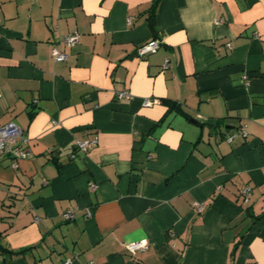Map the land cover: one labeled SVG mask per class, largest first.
Here are the masks:
<instances>
[{
  "label": "crops",
  "instance_id": "obj_1",
  "mask_svg": "<svg viewBox=\"0 0 264 264\" xmlns=\"http://www.w3.org/2000/svg\"><path fill=\"white\" fill-rule=\"evenodd\" d=\"M151 2L0 0V264H264V0Z\"/></svg>",
  "mask_w": 264,
  "mask_h": 264
},
{
  "label": "built area",
  "instance_id": "obj_2",
  "mask_svg": "<svg viewBox=\"0 0 264 264\" xmlns=\"http://www.w3.org/2000/svg\"><path fill=\"white\" fill-rule=\"evenodd\" d=\"M79 37H80L79 32L73 31L69 34L62 35L60 37V42L65 46H72L79 41ZM159 45H160V40L158 38H151L150 40L139 45L136 51L139 56H143L156 51ZM67 55L68 54L66 51L61 50L59 48L53 47L51 49V56L53 57V59L57 61L66 59ZM168 66H169V59L165 58L163 62V67H168ZM117 95L118 97L129 96V93L127 91H119ZM154 101L155 99L146 98L144 99L143 103L145 105H151ZM237 132L245 135V131L242 128L239 129ZM21 139H22V129L18 125H16L13 122H8L0 125V154L11 153L16 158H24L29 156L31 154V151L27 148H22L20 146ZM95 143H96V139L77 140L76 146L77 148L85 151L90 149ZM250 189L251 188L249 185L245 186V188L243 189L245 201H247L250 198V194H251ZM63 216L64 219H71L73 218V211L67 210ZM35 220L38 221V217H35ZM147 245H148L147 239L142 238L140 240L130 242L126 246L130 252L134 253L138 249L146 248ZM64 264H71V259L70 258L66 259Z\"/></svg>",
  "mask_w": 264,
  "mask_h": 264
},
{
  "label": "trees",
  "instance_id": "obj_3",
  "mask_svg": "<svg viewBox=\"0 0 264 264\" xmlns=\"http://www.w3.org/2000/svg\"><path fill=\"white\" fill-rule=\"evenodd\" d=\"M159 1L160 0H152L151 5H150V7H149V9L147 11L148 12L147 13V19L149 21V24L151 26V29L153 30V36L155 38L157 37V27H156V24H155V13H156V9H157V6H158ZM163 102H165L167 105H169V109L168 110H170V109H177V110H180L181 111V108H180L179 105H177V103H175L173 101L166 100V99H163ZM245 186L243 187V189L245 188ZM243 189H241V192L239 194V195H241V199L240 200L238 199V202H239L240 205H242L243 202L245 201V196H244V193H243ZM248 200L245 201V202H247V205H248ZM262 215H264V212H262L260 214H257L254 217H255V219H258ZM66 220H68V219H66ZM1 236H2V233L0 232V249L4 250L7 253V256H11L13 254H20V253H23L25 250L31 248V247H25V248H21V249H17V250L7 249L1 243ZM233 252H234V250H233Z\"/></svg>",
  "mask_w": 264,
  "mask_h": 264
}]
</instances>
